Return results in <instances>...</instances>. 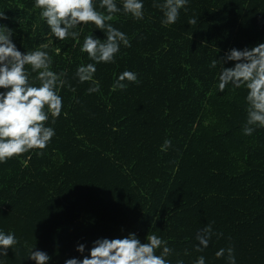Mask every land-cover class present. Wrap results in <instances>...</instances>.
Here are the masks:
<instances>
[{
	"label": "trees",
	"instance_id": "16d2710c",
	"mask_svg": "<svg viewBox=\"0 0 264 264\" xmlns=\"http://www.w3.org/2000/svg\"><path fill=\"white\" fill-rule=\"evenodd\" d=\"M154 2L161 0H144L143 20L114 15L131 47L97 65L101 90L89 94L91 82L75 77L91 62L80 45L53 43L33 0H0L7 17L0 23L16 31L18 49L47 45L67 81L60 91L67 116L51 125L48 147L0 163V228L20 240L2 264H34L26 255L35 243L49 264H64L79 256L78 242L90 247L128 232L144 242L148 231L168 240L173 264L199 255L226 264L215 252L229 246L237 264H264V128L243 135L246 92H218V68L209 67L233 47L264 42V0H190L169 26ZM93 30L81 29V43ZM125 70L139 83L112 91ZM166 139L171 147L162 151ZM207 225L209 246L196 252L195 235Z\"/></svg>",
	"mask_w": 264,
	"mask_h": 264
},
{
	"label": "clouds",
	"instance_id": "9594fccd",
	"mask_svg": "<svg viewBox=\"0 0 264 264\" xmlns=\"http://www.w3.org/2000/svg\"><path fill=\"white\" fill-rule=\"evenodd\" d=\"M190 0H161L154 2L162 12L161 23L174 25L180 18L181 10L187 11ZM39 9L40 18L49 30V39L55 43L72 39L80 45L81 53H86L90 63L80 64L75 77L80 83L91 82L88 93L101 90L99 80L95 78L98 64L115 63L121 47H131L129 36L114 27L110 22L114 15L123 12L133 20H143L144 0H33ZM197 18L192 17L189 24L197 25ZM4 10L0 11V21L6 20ZM94 25L103 38L93 34L85 35L80 41L81 29ZM16 31L0 23V163L48 147L56 130L52 127L63 111L64 98L60 94L67 81L66 73L53 69V56L46 50L47 45L21 52L14 42ZM55 41V42H54ZM62 49H56L59 54ZM232 62L230 67L226 64ZM210 68L217 69L218 92L226 88L240 89L246 92L245 120L242 132L251 136L258 129L264 128V42L251 47L227 50L223 57L211 61ZM33 74H35L33 76ZM138 84V75L134 71L120 72L111 86L112 91L125 90L128 83ZM171 147V140L166 139L162 151ZM213 234L211 225L197 231L196 252L208 248ZM20 244L15 231L0 228V264L7 257L8 251ZM168 240L155 231H148L144 242L135 232L115 238H97L88 242H78L72 256L64 264H173L168 257L172 254ZM216 258H226V264H237L233 247L220 248ZM26 258L34 264H49L50 255L39 248L29 246ZM25 259V258H24ZM23 259V260H24ZM176 264H184L182 259ZM193 264H208L204 255H199Z\"/></svg>",
	"mask_w": 264,
	"mask_h": 264
}]
</instances>
